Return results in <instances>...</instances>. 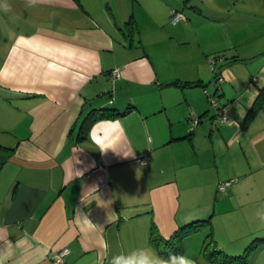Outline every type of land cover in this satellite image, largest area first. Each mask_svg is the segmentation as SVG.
Here are the masks:
<instances>
[{
  "label": "crops",
  "instance_id": "crops-1",
  "mask_svg": "<svg viewBox=\"0 0 264 264\" xmlns=\"http://www.w3.org/2000/svg\"><path fill=\"white\" fill-rule=\"evenodd\" d=\"M179 1L0 0L5 264H60L53 256L63 248L70 250L63 264H110L138 247L165 258L150 241L153 223L170 238L208 218L215 245L204 250L209 226H203L184 240L183 255L195 264H236L217 263L208 252L218 247L236 256L253 245L245 264H264V242H256L264 237V220L256 215L264 211V104L247 121L264 87V37L234 39L249 24L264 28V0H190L192 16H212L220 42L233 50L220 65L228 67L216 70L222 83L211 80L201 42L186 49L182 39L162 32L146 40V13L168 18L182 12ZM132 15L136 30L127 26ZM225 46L215 52L223 54ZM260 56L244 75L232 70ZM177 79L201 85H168ZM220 88L223 96L237 91L227 124H218L208 106ZM129 106L110 119L124 128L114 151L100 152L89 132L81 133L91 110ZM192 112L201 119L193 131ZM229 179L228 191L220 192L219 183Z\"/></svg>",
  "mask_w": 264,
  "mask_h": 264
},
{
  "label": "rangeland",
  "instance_id": "rangeland-1",
  "mask_svg": "<svg viewBox=\"0 0 264 264\" xmlns=\"http://www.w3.org/2000/svg\"><path fill=\"white\" fill-rule=\"evenodd\" d=\"M148 5H150L151 7L153 5H155V2L153 1H149L147 3ZM179 4L181 5L180 7V11H182L183 13V18L181 20H179L177 23H174L172 18H173V12L175 10L172 11V15H169L167 18L166 14H162V12H158V15L155 16L153 18L152 14L151 16L149 14L146 13V15L143 18V24L142 27L144 29V33L146 36V40H153L154 37H156L157 35H159L160 32V36L162 35V37H167V36H174L176 37L177 42L180 41L182 39L183 41V48H190V42H194L195 46H198L199 42H201L202 44L207 46V50H208V62H209V67H210V72L212 74V79L214 80L215 78V70L220 69L221 67H228L229 64L227 65H223L220 66L225 60H229L231 59L230 57L232 56L233 50L227 48V46H225L227 43H225V45H223V43L220 42V29H215L213 26V21H212V16H206V17H197V16H192L193 13L191 12V1L190 0H180ZM185 4H188V7H184ZM192 19V20H191ZM240 19H244L245 21H249L247 17H241ZM243 21V20H242ZM248 29L246 30H242L240 32H238V34H236L234 36L235 40H240V41H245V40H249L250 38H254V37H264V28L261 26H257L258 28L254 27V24H249L248 25ZM154 28H157L158 34L154 31ZM138 34V33H137ZM129 38L131 37V34L128 33ZM183 36L185 37V40H183ZM197 36L199 37V39L197 40ZM213 37H216V42H213ZM128 41L131 42V39H128ZM225 46V50H222L219 52H215L221 48H223ZM244 55H248V53H251L250 50H248V48L246 50H242ZM226 55H231L230 57H227ZM262 58V56L257 57L256 59H253L251 62L250 60L246 61V64H243V62H238L239 65L234 66V68L232 67V70L234 71H239V74H243L244 72H246L249 68L251 69L253 66H258V64L261 63L260 59ZM211 62H214L213 67L215 68V70L212 68V64ZM237 63V64H238ZM214 71V72H213ZM219 71V70H218ZM227 72V71H226ZM230 75V74H229ZM223 76V75H222ZM226 76V74H225ZM231 76V75H230ZM248 76V75H247ZM246 76V77H247ZM227 77V76H226ZM224 78V76H223ZM249 78V76H248ZM225 80V78H224ZM218 83V82H216ZM222 85V84H221ZM225 86V85H224ZM221 87V86H220ZM208 90V89H207ZM221 91L222 89H219V94H214L211 90L210 92H212L213 94L209 97V101H208V106H209V110L212 112H214L215 116H217L218 110L217 108L213 105V102L211 100V97H215L220 103L224 98V101L227 103H225V105L227 107H229V111L231 109V105L238 99L236 96H233L232 94H234L235 92H237L235 90V88H232V92L227 94V96H223L221 95ZM223 103V102H222ZM230 120H231V112H230ZM218 124H220L219 120H217ZM200 234V233H199Z\"/></svg>",
  "mask_w": 264,
  "mask_h": 264
},
{
  "label": "trees",
  "instance_id": "trees-1",
  "mask_svg": "<svg viewBox=\"0 0 264 264\" xmlns=\"http://www.w3.org/2000/svg\"><path fill=\"white\" fill-rule=\"evenodd\" d=\"M127 26L129 29H137V23L135 17L132 15L130 19L127 21ZM212 68L215 70V68L212 66ZM215 81L219 82L217 79L219 76H222L221 73L217 72L215 70ZM223 77V76H222ZM168 85L178 86V87H194L201 85L199 81H188V80H175L173 82H170ZM264 104V87L261 88L260 93L258 94V97L254 103V106L250 110L247 121H250L253 116L255 115L256 111ZM133 106H129L124 110L115 108V107H104L99 109H93L91 110L84 118L82 125H81V133L86 135L89 130L91 129L92 125L96 123L99 120L104 119H115L119 116H123L131 111ZM201 123V122H200ZM193 131V130H192ZM203 226H209V233L207 235V241L208 243L205 244L204 250H209L211 244L215 245V239H214V232H213V225L211 218L208 219H198L194 220L190 223L185 224L184 226L180 227L170 238H166L162 236L160 233L157 225L155 223L152 224L151 228V237L150 241L154 247H156L160 253L161 256L167 258L170 254H183V242L184 240L190 236L191 234L197 232L201 227ZM264 242V237L258 238L256 240ZM253 245L248 247L246 252L242 255H229L228 253L224 252L222 249L215 247L213 250L208 252L209 257L219 263L220 261L223 262H234L236 264H245L247 257L249 256V253L252 250Z\"/></svg>",
  "mask_w": 264,
  "mask_h": 264
},
{
  "label": "clouds",
  "instance_id": "clouds-1",
  "mask_svg": "<svg viewBox=\"0 0 264 264\" xmlns=\"http://www.w3.org/2000/svg\"><path fill=\"white\" fill-rule=\"evenodd\" d=\"M100 125L104 127L98 131ZM88 136L100 152H106L109 149L113 150V146L123 138L124 128L119 120H99L92 125ZM256 215L264 220V211L257 210ZM105 247L107 248V245ZM6 259V256H0V264H5ZM110 264H195V261L189 256L178 253L170 254L165 259L146 247H138L112 256Z\"/></svg>",
  "mask_w": 264,
  "mask_h": 264
},
{
  "label": "built area",
  "instance_id": "built-area-1",
  "mask_svg": "<svg viewBox=\"0 0 264 264\" xmlns=\"http://www.w3.org/2000/svg\"><path fill=\"white\" fill-rule=\"evenodd\" d=\"M173 22L177 23L179 20H181L183 18V13L182 12H178V11H174L173 12ZM212 66L214 64V62H211ZM119 69H115L113 71V77L115 76H119ZM219 82H223L224 78L222 76H219L217 79ZM211 96V94H210ZM211 100L213 102V105L217 108L218 113V119L221 123L223 124H227L230 122V112H229V108L226 105L221 104L215 97H211ZM201 122L200 117H198L195 112L191 113V130H194L196 127L199 126ZM150 157L149 156H145L143 158L140 159V162L142 164H146L149 161ZM234 179H229V180H225V181H221L218 185V190L222 193H226L229 189V187L232 185ZM70 253L69 248H63L60 251L56 252L53 256V260L56 263H60L63 264L65 263V258L66 256Z\"/></svg>",
  "mask_w": 264,
  "mask_h": 264
}]
</instances>
